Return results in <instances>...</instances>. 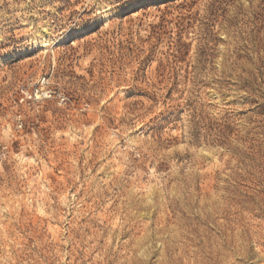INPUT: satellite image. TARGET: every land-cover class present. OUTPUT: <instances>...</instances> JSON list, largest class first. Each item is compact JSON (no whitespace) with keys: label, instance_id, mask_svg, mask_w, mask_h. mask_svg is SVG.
<instances>
[{"label":"rangeland","instance_id":"rangeland-1","mask_svg":"<svg viewBox=\"0 0 264 264\" xmlns=\"http://www.w3.org/2000/svg\"><path fill=\"white\" fill-rule=\"evenodd\" d=\"M0 264H264V0H0Z\"/></svg>","mask_w":264,"mask_h":264},{"label":"built area","instance_id":"built-area-1","mask_svg":"<svg viewBox=\"0 0 264 264\" xmlns=\"http://www.w3.org/2000/svg\"><path fill=\"white\" fill-rule=\"evenodd\" d=\"M45 94H47V93H45Z\"/></svg>","mask_w":264,"mask_h":264}]
</instances>
